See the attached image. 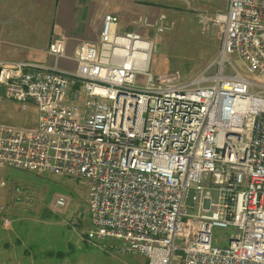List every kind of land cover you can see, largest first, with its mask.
<instances>
[{
    "label": "built area",
    "instance_id": "1",
    "mask_svg": "<svg viewBox=\"0 0 264 264\" xmlns=\"http://www.w3.org/2000/svg\"><path fill=\"white\" fill-rule=\"evenodd\" d=\"M219 1L217 69L194 81L161 84L153 40L113 14L97 43L52 49L51 65L0 62V99L37 112L32 128L0 125V169L84 180L86 238L146 264L177 251L181 264H264V84L231 62L264 77V0ZM214 226L232 229L227 247L212 246Z\"/></svg>",
    "mask_w": 264,
    "mask_h": 264
},
{
    "label": "rangeland",
    "instance_id": "2",
    "mask_svg": "<svg viewBox=\"0 0 264 264\" xmlns=\"http://www.w3.org/2000/svg\"><path fill=\"white\" fill-rule=\"evenodd\" d=\"M150 6L146 16L126 13L122 28L153 40L150 73L164 85L190 82L206 73L215 74L221 50L222 25L217 16L226 4L219 0H136ZM163 22L162 32L158 26ZM150 25V26H147ZM234 67L250 81L264 84V77L250 74L238 58ZM226 74H235L230 65ZM36 111H22L17 103L0 99V125L34 126ZM19 189L20 198L16 195ZM87 183L74 177L50 173L0 169V264H145L142 257L121 254L84 235L89 224ZM64 197L62 208L54 206ZM199 202L189 211L195 210ZM232 229L214 226L212 246L225 248ZM177 251L173 264H181Z\"/></svg>",
    "mask_w": 264,
    "mask_h": 264
},
{
    "label": "crops",
    "instance_id": "3",
    "mask_svg": "<svg viewBox=\"0 0 264 264\" xmlns=\"http://www.w3.org/2000/svg\"><path fill=\"white\" fill-rule=\"evenodd\" d=\"M151 9L136 0H0V62L51 65L52 49L71 55L82 43H97L105 15L117 16L122 29L124 14L133 12L139 19Z\"/></svg>",
    "mask_w": 264,
    "mask_h": 264
},
{
    "label": "water",
    "instance_id": "4",
    "mask_svg": "<svg viewBox=\"0 0 264 264\" xmlns=\"http://www.w3.org/2000/svg\"><path fill=\"white\" fill-rule=\"evenodd\" d=\"M194 195H195L194 189H190L189 192H188V196H187L186 202H185L186 205L191 206L193 204Z\"/></svg>",
    "mask_w": 264,
    "mask_h": 264
},
{
    "label": "bare ground",
    "instance_id": "5",
    "mask_svg": "<svg viewBox=\"0 0 264 264\" xmlns=\"http://www.w3.org/2000/svg\"><path fill=\"white\" fill-rule=\"evenodd\" d=\"M148 62V61H147ZM145 63H146V61H145Z\"/></svg>",
    "mask_w": 264,
    "mask_h": 264
},
{
    "label": "trees",
    "instance_id": "6",
    "mask_svg": "<svg viewBox=\"0 0 264 264\" xmlns=\"http://www.w3.org/2000/svg\"><path fill=\"white\" fill-rule=\"evenodd\" d=\"M145 264H146V262H145Z\"/></svg>",
    "mask_w": 264,
    "mask_h": 264
}]
</instances>
